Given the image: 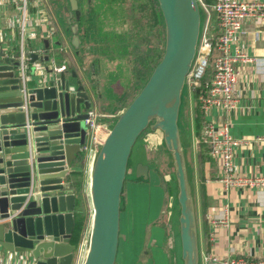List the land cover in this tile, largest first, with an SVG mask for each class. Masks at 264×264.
Returning <instances> with one entry per match:
<instances>
[{
	"label": "crops",
	"instance_id": "crops-1",
	"mask_svg": "<svg viewBox=\"0 0 264 264\" xmlns=\"http://www.w3.org/2000/svg\"><path fill=\"white\" fill-rule=\"evenodd\" d=\"M213 2L203 0L210 10L200 5L205 14L200 31L207 23V36L210 38H216L220 33L216 15L211 10ZM54 4V0H0V54L10 56L21 48L24 50L25 78L31 86L35 82L47 84L46 80L56 77L59 71H65L66 78L78 81L84 87L91 103L89 109L96 113L97 119L100 120L102 115L110 118L107 126L102 125L107 131L111 127L108 123H113L126 106L114 107L111 103L104 104L102 100L99 110L97 93L101 92L100 82L96 83L85 70L90 62L85 61V65L77 56L76 44L72 39L74 27L71 22L64 27L58 23L52 7ZM89 12L94 33L90 8ZM125 29L126 26H123L117 28L116 32ZM242 29L244 32L231 45V52L240 48L247 56L262 59L263 63H235L240 71L235 108L229 111L213 108L208 116L199 108L203 124L199 123L196 116L198 106L192 90L186 93L178 113L180 140L186 154L195 214L198 264H204V257L210 254L219 259L264 258V189L241 186L225 189L218 181L222 176L221 160L211 155L205 132L208 123L215 127L228 125L230 135L239 140L233 151V161L238 171L247 176L264 175V21L245 18ZM102 32H108L105 26ZM96 45L97 59L89 65L90 68L95 66L98 75L102 71L108 72L113 77L112 85L119 91L124 90V96L129 99L140 84L139 78L134 75L142 70L139 71L134 64L125 45H118V51L110 48V43L105 40ZM70 50L74 52L68 54ZM30 54H37L38 59L32 62ZM209 69L210 73L202 83L211 79L213 68L210 66ZM182 111L183 125L180 124ZM99 148L98 142H91L90 151L82 152V157L77 155L72 166L67 167L68 173L62 180L71 184L75 195L74 211L76 208L83 213V225L76 242L78 250L72 264H81L86 253L92 223L90 216L93 213L89 197L90 173L93 156ZM171 162L163 132L159 128L148 127L138 136L122 189L114 264H184L178 187ZM139 164L148 167L145 177L136 175ZM76 195L79 199L77 204ZM164 207L167 209L165 213ZM219 220L225 222L216 223ZM0 264L34 262L28 253L9 252L0 247Z\"/></svg>",
	"mask_w": 264,
	"mask_h": 264
},
{
	"label": "water",
	"instance_id": "water-1",
	"mask_svg": "<svg viewBox=\"0 0 264 264\" xmlns=\"http://www.w3.org/2000/svg\"><path fill=\"white\" fill-rule=\"evenodd\" d=\"M165 24V47L138 94L117 115L95 153L89 182L92 223L81 264H114L120 204L132 148L146 128H159L170 152L180 205L184 264H198L195 214L180 140L181 88L200 34L197 0H157ZM37 54H30L33 62ZM20 50L0 54V247L28 253L34 264H72L75 195L63 183L86 138L90 108L84 87L65 71L29 85ZM173 95L167 105L166 98ZM152 119L155 121L152 123ZM139 164L137 176L146 175Z\"/></svg>",
	"mask_w": 264,
	"mask_h": 264
},
{
	"label": "built area",
	"instance_id": "built-area-1",
	"mask_svg": "<svg viewBox=\"0 0 264 264\" xmlns=\"http://www.w3.org/2000/svg\"><path fill=\"white\" fill-rule=\"evenodd\" d=\"M197 1L199 6L207 9L203 0ZM211 10L216 15L220 33L216 38L208 37L206 23L200 31L195 55L185 77L190 88H199V108L205 116H208L213 108L225 111L235 108L237 81L240 75L239 69L235 66L237 61H251L256 65L263 63L262 59L247 56L240 48L231 52V45L239 34L244 32L242 22L245 18L253 17L260 22L264 21V0H214ZM20 57L23 62L25 56L22 48ZM210 66L213 68L212 77L209 81L202 83L205 71ZM87 112L88 116L83 120L86 138L81 146L84 153L90 151L91 142H98L101 145L110 129L107 131L103 129L93 110L88 109ZM205 132L209 139L211 155L221 160L222 176L218 181L224 185L225 189L233 186L264 189V175L247 176L238 171L233 161V151L239 140L230 135L228 125L215 127L212 123H208ZM224 222L219 220L216 223ZM86 247L88 248V243ZM204 264H264V258L219 259L216 255L210 254L204 257Z\"/></svg>",
	"mask_w": 264,
	"mask_h": 264
},
{
	"label": "trees",
	"instance_id": "trees-1",
	"mask_svg": "<svg viewBox=\"0 0 264 264\" xmlns=\"http://www.w3.org/2000/svg\"><path fill=\"white\" fill-rule=\"evenodd\" d=\"M89 8L92 12L95 27L94 36L92 37L94 42L100 44L105 40L112 45L111 47L115 51L119 50L120 45H125L134 64L138 66L139 71H144L143 76H141L142 71L134 75L139 78L140 84L137 90L133 92L134 95L129 98L128 105L138 94L164 53L165 33L163 29L165 24L159 3L157 0H92ZM120 16H122L121 20ZM103 26L107 28L108 32H102ZM123 26H126V29L117 33L116 29H120ZM104 34L111 36V41H108L107 36L104 37ZM142 44L146 46L145 51L140 50ZM209 73L210 69L208 68L202 81L206 79ZM198 94L199 88L193 89V95L196 98L198 106L196 116L199 123H202ZM80 157H82V154ZM78 200L76 195V204ZM82 225L83 213L75 208L74 226L71 235V241L74 244L79 239Z\"/></svg>",
	"mask_w": 264,
	"mask_h": 264
},
{
	"label": "rangeland",
	"instance_id": "rangeland-1",
	"mask_svg": "<svg viewBox=\"0 0 264 264\" xmlns=\"http://www.w3.org/2000/svg\"><path fill=\"white\" fill-rule=\"evenodd\" d=\"M90 1L92 0H89V1L88 0H54L55 4L52 6L54 9L56 18L58 19V23L61 26L63 27L67 26L70 22H71V26L73 25L74 34H73L72 39H73V42L76 44L75 51H77L76 53L80 61L84 63L85 65H86L85 61L90 62V64H92L93 62H96L97 55H98L96 52L98 45H96V43L94 42L92 38L94 36V33H92L93 23H92L91 14L89 12V7L91 5L89 4ZM200 16H201L200 25H202L205 20V14L201 9H200ZM121 19H122V16H120V20ZM114 28H115V25H114ZM163 30L165 33V27ZM106 36L107 35L104 34V37ZM107 40L111 41V36H107ZM110 48H112L111 44H110ZM140 49L145 51L146 50L145 44H142L140 46ZM72 52H74V50L68 51V54H71ZM77 56L75 55L76 59H77ZM90 64L86 66L85 70L87 71V73L91 75L92 79L95 80L96 83L100 82L99 86H100L101 92L97 93L99 110L100 108H102V105H101L102 100L104 104L111 103V105L114 107L115 106H119L120 108L125 107L130 99H126L127 97L124 96L125 94L124 90L119 91V89L116 86L112 85L113 77L110 76L108 72L102 71L98 75V71L96 67L93 66L91 69L89 66ZM192 90L193 89L190 88L189 85L185 81L183 87L181 88V103L184 102L186 93H191ZM183 114L184 113L182 111V117L180 119L181 125H183ZM100 118H101L100 120L97 119L100 125H106V123L110 119L104 115L100 116ZM154 121L155 119H152L151 122L153 123ZM114 122H115V119L113 123L112 122L108 123V125L112 126ZM89 197H90V194H89ZM90 203H91V199H90ZM163 210H164L163 212L165 213L167 210L166 207H164ZM90 218L92 219V216H90ZM89 234H90V230H89ZM87 243H88V240H87ZM87 243H86V246H87Z\"/></svg>",
	"mask_w": 264,
	"mask_h": 264
},
{
	"label": "bare ground",
	"instance_id": "bare-ground-1",
	"mask_svg": "<svg viewBox=\"0 0 264 264\" xmlns=\"http://www.w3.org/2000/svg\"><path fill=\"white\" fill-rule=\"evenodd\" d=\"M167 105H171L173 102V95H170L169 97L166 98ZM103 133V131H101ZM175 149L171 150L170 152L173 153Z\"/></svg>",
	"mask_w": 264,
	"mask_h": 264
}]
</instances>
